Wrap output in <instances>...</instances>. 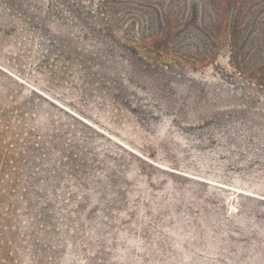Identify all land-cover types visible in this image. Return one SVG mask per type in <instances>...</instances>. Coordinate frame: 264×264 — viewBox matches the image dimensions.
Returning a JSON list of instances; mask_svg holds the SVG:
<instances>
[{
    "label": "rangeland",
    "instance_id": "obj_1",
    "mask_svg": "<svg viewBox=\"0 0 264 264\" xmlns=\"http://www.w3.org/2000/svg\"><path fill=\"white\" fill-rule=\"evenodd\" d=\"M0 264H264V0H0Z\"/></svg>",
    "mask_w": 264,
    "mask_h": 264
}]
</instances>
